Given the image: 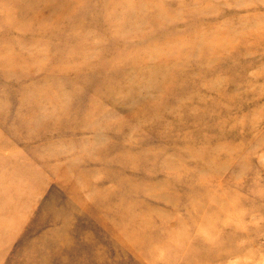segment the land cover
<instances>
[{
  "label": "rangeland",
  "instance_id": "rangeland-1",
  "mask_svg": "<svg viewBox=\"0 0 264 264\" xmlns=\"http://www.w3.org/2000/svg\"><path fill=\"white\" fill-rule=\"evenodd\" d=\"M51 1L67 8L65 0L46 2L51 4ZM46 2L44 0V5ZM127 2L129 9L135 11L131 7L133 0ZM5 3L7 0H0V6ZM10 3L13 5L14 0ZM149 3L146 8L151 10V15L158 14L155 17L163 30H153V27L142 30L140 24L127 19L129 9L127 11L128 6L123 0H88L85 6L90 14L82 18V25L76 33L68 32L67 26L55 25L67 29V32L54 35L50 41L52 50L34 60L47 59L40 62L49 64L55 71L54 75L48 74L50 78L44 83L43 92L32 98L33 104L28 101L31 97L21 95L12 84L14 80L8 72L13 70L6 69L0 61V106L3 108L0 112V138H8L12 144L0 158L17 155L18 163L26 166L33 157L45 158V163H48L32 165L30 168L36 169L38 176L34 175L33 182L25 183L26 186L17 191L18 195H10L13 203H23L22 210L13 212L12 222L23 223L16 225L14 233L9 232L8 237L0 240V247L6 243L0 253V264H25L29 256L35 262L33 264H96V254L104 264H169L172 261L167 252L171 245L177 244L176 241L169 242L170 237L197 227L193 224V220L197 222L198 213L194 214L197 206L200 203L205 205L218 196L213 189L206 194H203V189L187 192L191 186L199 187L198 183L205 185L198 177L200 174L206 176L205 187L216 178L221 180V185L226 180L229 186H241L238 191L241 196L236 197L238 211L242 212L241 219H233L223 228V233H241L231 244L234 250L241 249V253L218 257L213 264H264V195H249L252 192L249 190L264 193V0H149ZM103 5L102 9L100 6ZM111 7L113 9L110 10ZM68 8L70 12L79 9L76 5ZM20 20L31 22L26 17ZM50 24L46 21V26ZM1 27L2 23L0 31L3 30ZM132 27H138V30L130 31ZM251 30H256L260 38L255 47L241 48L236 53L230 50L227 54L219 53L218 64H229L227 61L230 60L234 61L233 64L225 68L205 69L201 66V72L207 70L210 73L206 78V75L201 78L198 72L189 75V84L178 94L181 97L174 96L177 101L190 100L192 108L190 112H181L178 117L172 115L162 122L164 133L170 138H156L155 124H152L155 128L152 134L145 130L150 128L151 121L138 118L149 113L141 108L164 93L159 87L171 83L174 67L194 64L190 60L194 57L185 45V49L173 48L182 46L178 42L180 40L172 42L166 38L189 40L192 34L202 32L209 36L220 32L227 37ZM150 31L155 37H149ZM5 33L15 41L9 42L0 35V44L12 47L25 44V37L29 42L31 36L17 31ZM39 40H46V36L40 35ZM205 43L215 45L216 41L210 37ZM138 49L146 51L133 56ZM148 49L153 53L148 57L142 56ZM73 52L81 57L84 56L80 52L85 53L86 66L81 73L71 71L60 77L58 71L62 67L72 69L75 65L68 61V58L72 59ZM103 52L106 54L101 55L99 62V54ZM23 61L28 62L27 59ZM24 66L21 62L19 68L14 69L18 77ZM25 72L24 81L29 85L43 76L40 71ZM62 82V87L54 88ZM19 83H23L22 80ZM82 91H86L87 97H83ZM175 97L169 96L168 101L175 102ZM225 97L232 98L227 100ZM77 101L80 107L74 106ZM72 104L74 111L70 110L68 114L72 120L67 118L68 124L54 130L55 113L63 114ZM94 107L95 116L87 120L85 117ZM139 110L141 114H138ZM21 123L27 132L16 137L15 131ZM84 125H88L87 133L74 135L76 130L70 132L75 128L84 129ZM145 131L157 140H145ZM58 132L65 134H54ZM188 134L192 138L184 140ZM142 138L146 143H138ZM162 139L173 140L174 144L168 145L178 147L180 150L176 154L184 153L189 166V172L185 174L182 167L178 170L180 175L174 178L173 188H167L168 179L163 167L157 172L150 166V170L144 173L133 171L134 157L149 151L152 147L148 144L150 141L156 146ZM206 147H210L211 152L217 150L219 164L232 166L222 170L214 165L213 160L209 163L193 156ZM103 148L106 152L101 154ZM159 152L168 155L166 151ZM176 154L172 160L178 159ZM101 155L107 158L102 159ZM46 156H54V159ZM87 156L91 162L87 165V172L77 178L74 174L76 167H82ZM120 157H126L123 167H118ZM68 160L76 167H71ZM180 165L183 164H178L176 169ZM10 167L7 174L15 175ZM5 178L13 179L14 176ZM107 190H115L112 192L115 195L112 197ZM102 193L112 197L111 203L121 201V198L130 201L131 212L135 216L132 229L129 221L127 227L121 225L122 228L109 219V208L95 206L93 198ZM22 195L25 198L23 202ZM244 196L250 201L248 204L240 203ZM225 217H229L228 212L219 218L207 216L213 223L221 222ZM184 218L192 224L180 223ZM55 232L60 236L70 235L72 255L67 254L68 249L61 250L67 242L61 238L54 242ZM202 234L207 237L212 231L204 225ZM33 248L37 251L34 252ZM161 251L166 255L159 258L157 253ZM243 253H255V258ZM43 258L47 259L46 263Z\"/></svg>",
  "mask_w": 264,
  "mask_h": 264
},
{
  "label": "bare ground",
  "instance_id": "bare-ground-1",
  "mask_svg": "<svg viewBox=\"0 0 264 264\" xmlns=\"http://www.w3.org/2000/svg\"><path fill=\"white\" fill-rule=\"evenodd\" d=\"M46 1L47 0H45V2ZM123 1L128 6V7L126 6L127 11H128L129 2H127L128 0H123ZM10 2L11 0H7V3H5L3 6H0V23L3 24V27H1L3 30L0 31V35L6 38L9 42H14L15 40L12 38H8L7 33L5 32H8V33L10 31L11 32L17 31V32H23V33L25 32L31 36H29V42L28 40H26L28 37H25V44L16 45V47L8 46L6 44H0V61L3 63L6 69L13 70L10 73L8 72V74H10L12 76V79L14 80L12 84L13 83L15 84L16 88L21 92V95L31 97L30 99H28V101H30V103L33 104L32 98H34V96L38 94L39 92L41 91L43 92V89H44L43 85L50 78V77L48 78V74L54 75V71H55L53 70V68H50L49 64H44L40 62V61H45L47 59H43L38 62L34 60L36 59L37 56L39 57V55L44 54L45 52H50L52 50L50 49V47H52L53 43L50 41L52 38H54V35L63 34V33H66L67 31L75 32L77 29H79V27L82 25L81 23L82 18H85L90 14V11H87L86 6H85V3H87L88 0H65V2L67 3V8L65 6L59 7L57 6L55 2H52V1H51V4L50 3L48 4L46 2L47 4L44 5V0H14L13 5H11ZM149 4H150L149 0H133V4L131 5V7L135 8V11H132L129 9V11L127 12L126 18L129 20H133L136 23L140 24L142 26L141 27L142 30L144 29V27H153V30H163L162 26L157 22V19L155 17V15H158V14L151 15V10H149V8H146V6H148ZM75 5L79 8L78 11L70 12V8L68 7L75 6ZM100 7L103 9L104 5ZM111 9L113 8L111 7L110 10ZM53 10H54V13H53ZM22 15L25 16L31 22L21 21L20 19L25 18ZM131 16H133V18H131ZM46 21H49V23L51 24L46 26ZM24 25H26V27ZM55 25H60V26L63 25L64 27L67 26V29H70V30H67L61 27H56ZM245 25H248V24H245ZM244 27H248V26H244ZM251 27H254V26L252 25ZM132 28L133 30H130V31L138 30L137 29L138 27H132ZM262 29H263L262 30V34H263L264 28ZM255 31L256 30H251V31H248L247 33L236 34V35L227 36V37H225L226 35L220 32L215 33V35H210V36L208 35L207 32H202L199 34H192L189 37V40H186V39L181 40L177 37L166 38L168 40L170 39L172 42H175L174 39L180 40L178 42L182 44V46L175 45L173 48L175 50L176 48L185 49V46H186L191 51L192 56L194 57V59L190 58V60H193L192 63L194 64L187 65V66H178L179 69L178 67H174V70L171 73L175 75L171 83L169 85H166L165 87H159L160 90L164 91V93L162 95H157L149 103H146L145 106L141 108L142 110L149 111V113L144 116L138 117V118L151 121L150 128L145 129V130L152 134V132L155 131V128H152V124H155L157 128L156 138H159V137L160 138H163V137L170 138V136L164 133L162 122L170 118V116L172 115H175L176 117H178V114L181 112H190V109L192 108L191 107L192 103L190 100L186 101L183 99L181 101H177V97H181V96H178V94H180L185 88V86L189 84V81L191 79L189 75L198 72L201 78L202 76H205V75H206L205 76L206 78L208 77V75H210V73L207 70L201 72L202 70V68H200L201 66L205 69H209V68H222V67L225 68L228 65L233 64L234 62L233 60L227 61V63L229 62V64H226V63L218 64L217 57H219V53L224 52L225 54H227L228 50H230L232 53H236L241 48L248 49L251 47L252 48L255 47V44L258 43L257 40L259 38L258 33H256ZM40 35L46 36V40L40 41L39 40ZM148 35L149 37H155L151 31L148 32ZM210 37L215 39L216 41L215 45H210L209 43H205V41L208 40V38ZM139 39H142V37L139 36ZM41 42H45L46 44L41 45L40 44ZM103 44H106V43H103ZM39 46H42V48ZM80 47L81 46H79L78 48ZM74 49L75 51H77V47H74ZM145 51L146 49H138L135 53H133V56H139L140 53H144ZM74 52L72 54V59L68 58V61L75 63V65L73 66L72 69L68 68L69 66L62 67L61 70L58 71L60 73V77L65 76L71 71H74L76 73H81L83 68L86 66L85 64L87 61V58H86L87 56L85 55V53L80 52L84 56V57H81L80 55L77 56L78 54H74ZM151 53H153V51L148 49L145 54H142V56L148 57ZM105 54L106 52L99 54V59H98L99 62H100L101 55L104 56ZM24 55L26 56V58L24 57ZM162 55L163 57L165 56L164 54ZM24 59H27L28 62L25 63L23 61ZM54 59L56 58L54 57ZM56 60H59V59H56ZM59 61H57L56 64ZM21 62H23L25 66L21 69L20 76L18 77L16 73H14V71H16L14 69H16V67L19 68ZM39 63L41 64L42 68L40 67ZM27 70L28 71L29 70L40 71L42 72L43 76L39 77L38 79H36V82L29 85L27 82L24 81L26 79L25 71ZM166 79H167L166 81L169 80V78H166ZM19 80H22L23 83L20 84ZM191 81L195 82L196 80L192 79ZM65 83H66V86H68V82H65ZM178 83H180L179 88H178ZM56 86L58 88L62 87L63 82L59 85L57 84L54 85V88ZM72 90L74 92H77L75 87H72ZM82 93H83V97H87L86 91H82ZM175 94L177 97L174 96ZM172 95L173 97L176 98L175 102L168 101L169 99L168 97ZM225 98L227 100H231L232 97H225ZM87 99H89L90 102H93V100L90 99L89 97ZM219 101L221 102L222 98H220ZM73 104L74 106L80 107V104L78 101L74 102ZM73 104L71 106H68L66 111L63 114L55 113L54 116L57 119V121L54 123V130L60 129L69 123L68 119H71V117H69L68 114L70 113V110L74 111L72 109ZM168 105L172 107H167ZM1 109L3 110V108L0 106V112H1ZM62 109L64 110L65 107ZM95 112H96V107L92 108L88 116H86L85 118L87 120H91L95 116ZM140 112L141 110L138 111V114H141ZM23 123H21L16 129L15 131V135H17L16 137H18L22 132H25V133L27 132V129L24 128ZM82 127L84 129L75 128V129H72L70 132L73 133L76 130V132H74L76 134L74 135H80L82 133H87V131H89L87 130L88 125H84ZM158 130H159V133H158ZM225 130H227V128H225ZM146 131L144 134L147 135L148 137L146 136V138H144L145 140H151V141L157 140V139H153V137L150 136ZM141 133L143 135V132ZM54 134L60 135V134H65V133L58 132ZM188 135H189L188 138H185L184 140L192 138V135L190 134ZM144 139L142 138V140H139L138 143H141V144L146 143ZM151 141L148 143L149 145L152 146L149 151L141 153L137 155L136 157H134L135 162L133 163L134 165L133 171L137 174L144 173L150 170L148 167L150 166L155 172H157L160 170L161 167H163L165 176L168 179L167 188H173L174 178L177 175H180V173H178V170L182 167V171L184 172V174L186 172H189L188 170L189 166L187 164L185 154L184 153L176 154V152L180 149L178 147L176 148L175 145H168V144H174L173 140L171 139L169 142L164 141L162 139L157 142L160 144H157L156 146L153 144H150V143H154ZM191 141H189L188 143L191 144L192 143ZM9 143L10 142L8 141V138H5V139L0 138V155H3L4 150L9 149L8 146L12 145L11 143L10 144ZM161 143L167 144V146ZM159 151H166L168 152V155L164 156V154ZM105 152H106V148H103L101 150V154ZM213 152L210 151V147H206V148L200 149L199 152L193 154V156H195L197 159L202 158L199 161H203L206 159L207 162L209 161L211 162L213 160L214 165H217V167L219 166L218 168L220 167L223 168L222 170H224L225 168L229 166H232V164L231 165L230 164L229 165L219 164L217 161V157H216L217 150L215 149V151ZM174 153L176 155H179L178 159L176 160L171 159ZM7 157L8 156L0 158V240H2L5 237H8L7 234L9 232L14 233L15 232L14 230H17V226L22 225L23 223V221L21 224L20 222H12L13 212L15 210H20V209L22 210L23 203L21 204L16 203V202L13 203L11 201L10 195L14 193L18 195L19 192L17 191H21L26 186L25 183H29L28 181L33 182V179L35 178L34 175L38 176L39 172L36 169L30 168L32 165L48 164V163H45L44 161L45 158L41 160L40 158L33 157L28 160L29 165L27 164L28 166H26L23 163L22 164L18 163L17 155L9 156L8 158ZM47 157H51V159H54V156H46V158ZM100 158L106 159L107 157L106 155H101ZM85 159L86 161L84 165H82V167L80 168L76 167V165L73 162L68 160L71 167L75 165L76 172L74 174L77 178H80L83 174L87 172V169H86L87 165L91 163L89 161V156L85 157ZM125 160H126V157H120L118 159V162H121V163L119 166L118 165L116 166L123 167L124 166L123 162ZM47 161H50V159ZM181 163L183 165H180L179 168L176 169L178 164H181ZM146 164H147V167H146ZM9 165L11 166L10 168L14 170L15 175L7 174V171L9 170ZM127 165L129 164H126L125 166ZM77 169L80 171H78ZM7 175L14 176V178L7 179L5 178ZM3 176H4V179H3ZM198 177H200V179L203 182H205V185H206V181H204L206 179V176H204V174H200L198 175ZM229 177L227 178V180H229ZM220 181L219 180L217 181V178H216L215 182H212L210 186L207 185L206 187L205 185H201L200 183H198L199 187L197 188L192 187L191 185L193 184L190 185L191 188L187 192L193 193L196 190L203 189L202 191L203 194H206L208 191L213 189L212 191L216 192L218 196H215L214 199L208 201L205 205L200 203L197 206L194 212V214L198 213L197 222L193 220V224L198 225L197 227H191V229L183 230L170 237L169 242L176 241L177 244L175 246L171 245L170 249L167 252L168 257L172 261V262H169V264H201V263L213 264L216 258L218 257L222 258L224 256L229 255L230 253H233V254L241 253V249L234 250L231 247L232 242L234 243V241L237 239L239 235H241V233H238V234L235 232L234 233H223V228L225 225L231 224L233 222V219L235 221L241 219L242 212L239 213L238 211L237 207H238L239 202H238V199L236 198L237 196H241L240 192H238L241 186H237V187L236 185L229 186L227 184L229 182H227L226 180L224 181L226 183L225 184L222 183L221 185ZM184 184L185 183H183V185ZM37 189H39V187H37ZM107 191H109V193L112 194V197L115 195V193H112V192H115V190H107ZM249 191H252L251 193H249V195H251L252 193L258 194V196L264 195V193L259 192V191H255V190H249ZM149 192L151 193V191ZM21 197L23 198L21 199V202H23L25 199L24 195H22ZM112 197L111 198L106 197L102 193L93 198V203L99 209L108 210L109 208L108 212L110 214V217L108 218L113 220L114 223L119 224V227H122L121 225H123V227H127L126 223L127 221H129V227L130 229H132L135 216L131 212V205H129L130 201H127L125 198H121V201L111 203V201L113 202ZM125 197H128V196H125ZM27 201L29 200L27 199ZM249 202L250 201L244 196L240 203L248 204ZM227 212L229 213V217H225V219H223L221 222H218L217 220L216 223H213L212 220L210 221L207 218V216L219 218L221 215H226ZM179 222L182 224H192L190 223V220H188L187 218H184L183 220ZM204 225H206L212 231V234H210L207 237H205L202 234ZM219 225L221 228H219ZM192 233H194L193 237H192ZM69 236L70 235H68V237L60 236L57 232H55L54 242L58 238H61L63 242H67V244L61 248V250L68 249L67 254L72 255L71 254L72 244H71V239L69 238ZM183 238H188L190 240L182 241ZM213 240H216V242H213ZM5 245L6 243H3L1 245L0 253L4 251ZM54 249H59V248H54ZM33 251L36 252L37 249L33 248ZM157 254L159 258L165 257L166 255L165 251H161L160 253H157ZM242 255H247L248 257L255 258V253H251V254L243 253ZM96 256H97V260H95L94 262L96 264H104V260L100 262L99 256L97 254ZM43 260L45 261V263L47 262L46 258H43L42 261ZM33 262L34 261H32V258L29 256L27 257L25 264H33ZM255 264H259V263L255 262Z\"/></svg>",
  "mask_w": 264,
  "mask_h": 264
}]
</instances>
